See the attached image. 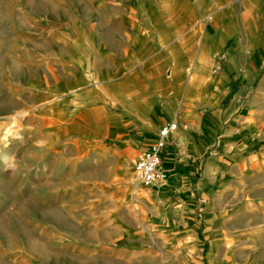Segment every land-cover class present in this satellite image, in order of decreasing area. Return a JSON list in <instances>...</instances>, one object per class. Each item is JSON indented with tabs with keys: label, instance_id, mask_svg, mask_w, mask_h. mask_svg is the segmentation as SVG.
I'll return each instance as SVG.
<instances>
[{
	"label": "crops",
	"instance_id": "crops-1",
	"mask_svg": "<svg viewBox=\"0 0 264 264\" xmlns=\"http://www.w3.org/2000/svg\"><path fill=\"white\" fill-rule=\"evenodd\" d=\"M24 1L0 0V59L25 43L33 101L22 109L75 145V165L90 159L81 182L104 192L87 203L105 226L98 264L230 254L239 203H264V0ZM165 119L178 121L167 178L142 185L133 160ZM201 236L214 243L205 255Z\"/></svg>",
	"mask_w": 264,
	"mask_h": 264
},
{
	"label": "rangeland",
	"instance_id": "rangeland-1",
	"mask_svg": "<svg viewBox=\"0 0 264 264\" xmlns=\"http://www.w3.org/2000/svg\"><path fill=\"white\" fill-rule=\"evenodd\" d=\"M21 2L25 1L19 0V5ZM19 19L24 23L27 17ZM22 22L19 28L25 26ZM31 71V57L24 42L2 48L0 264H98L95 255L100 250L96 242L105 234V226L92 223L95 217L87 203L104 192L81 182L91 176L92 170L84 169L90 159L78 160L75 165L70 159L78 151L75 145L67 138L58 140L59 129L47 126L40 109H22L33 101L26 87ZM15 99L18 110L13 104ZM61 130L65 135L72 129ZM98 203L108 201L101 199ZM235 212L236 217L229 223L239 227L241 234L230 242V254L216 257L217 264H264V203H239ZM201 237L197 241L204 244L205 255L214 243ZM182 244L188 246L194 241L179 240L178 248Z\"/></svg>",
	"mask_w": 264,
	"mask_h": 264
},
{
	"label": "built area",
	"instance_id": "built-area-1",
	"mask_svg": "<svg viewBox=\"0 0 264 264\" xmlns=\"http://www.w3.org/2000/svg\"><path fill=\"white\" fill-rule=\"evenodd\" d=\"M177 128L176 119L163 120L152 143L133 160V169L142 185H153L167 178V172L160 164L167 140Z\"/></svg>",
	"mask_w": 264,
	"mask_h": 264
}]
</instances>
